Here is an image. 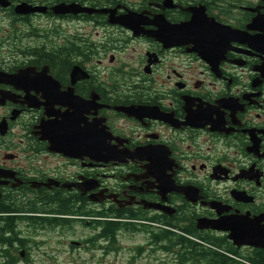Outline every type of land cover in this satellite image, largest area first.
I'll use <instances>...</instances> for the list:
<instances>
[{"label": "flooded vegetation", "instance_id": "flooded-vegetation-1", "mask_svg": "<svg viewBox=\"0 0 264 264\" xmlns=\"http://www.w3.org/2000/svg\"><path fill=\"white\" fill-rule=\"evenodd\" d=\"M219 231H264V0H0V264L144 232L264 260Z\"/></svg>", "mask_w": 264, "mask_h": 264}, {"label": "trees", "instance_id": "trees-1", "mask_svg": "<svg viewBox=\"0 0 264 264\" xmlns=\"http://www.w3.org/2000/svg\"><path fill=\"white\" fill-rule=\"evenodd\" d=\"M176 236L178 237L176 234L163 232L153 234L152 238L154 243H161L160 249L164 252L174 251L178 264H264L260 253L244 255L237 249L226 251L225 239L221 237L191 233L195 240H190ZM230 254L238 259L232 258Z\"/></svg>", "mask_w": 264, "mask_h": 264}, {"label": "rangeland", "instance_id": "rangeland-1", "mask_svg": "<svg viewBox=\"0 0 264 264\" xmlns=\"http://www.w3.org/2000/svg\"><path fill=\"white\" fill-rule=\"evenodd\" d=\"M150 239L149 232L139 233L138 235L130 233V235L125 236L122 240V248L124 249L120 253L115 252V254L111 255L108 259V264H178L174 251L166 253L162 249L159 250V248L156 250V254L153 250L150 251L148 246ZM140 246L144 248L142 253L133 252ZM241 253L249 255L253 254V251L244 249ZM96 258L100 259L101 256L99 254H91L89 256V254L82 252V261L79 264H105L100 260L97 261Z\"/></svg>", "mask_w": 264, "mask_h": 264}, {"label": "water", "instance_id": "water-1", "mask_svg": "<svg viewBox=\"0 0 264 264\" xmlns=\"http://www.w3.org/2000/svg\"><path fill=\"white\" fill-rule=\"evenodd\" d=\"M59 10L63 14L74 13L77 14L79 11L76 5H63L59 7ZM199 228L204 230H228L224 227L222 221H210L207 219L199 220ZM229 232L228 238L238 247H250L264 249V231H219Z\"/></svg>", "mask_w": 264, "mask_h": 264}]
</instances>
